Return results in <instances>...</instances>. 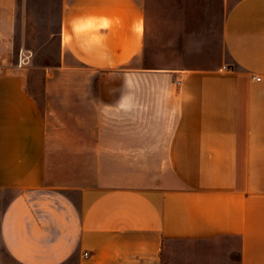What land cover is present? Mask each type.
I'll list each match as a JSON object with an SVG mask.
<instances>
[{
    "label": "crops",
    "instance_id": "crops-1",
    "mask_svg": "<svg viewBox=\"0 0 264 264\" xmlns=\"http://www.w3.org/2000/svg\"><path fill=\"white\" fill-rule=\"evenodd\" d=\"M224 2L227 62L170 72L135 167L124 127H82L81 85L121 75L123 109L161 80L149 0H0V264H264V0ZM80 16L118 23L85 53Z\"/></svg>",
    "mask_w": 264,
    "mask_h": 264
},
{
    "label": "rangeland",
    "instance_id": "rangeland-1",
    "mask_svg": "<svg viewBox=\"0 0 264 264\" xmlns=\"http://www.w3.org/2000/svg\"><path fill=\"white\" fill-rule=\"evenodd\" d=\"M226 8L224 0H149L146 56L151 69L147 72L161 76V80L140 85L141 90L133 80L125 93L129 103L122 109L121 75L93 74L88 83L81 85L82 127H124L123 132L119 128V132L109 131L108 135L114 134L118 140L125 141L126 147L118 152L123 151L136 167L138 139L143 136L141 127H158L161 111L162 115L165 111V99L172 87L174 91L179 86L169 76L170 72L213 69L227 62L222 45ZM150 135L153 140V133Z\"/></svg>",
    "mask_w": 264,
    "mask_h": 264
},
{
    "label": "clouds",
    "instance_id": "clouds-1",
    "mask_svg": "<svg viewBox=\"0 0 264 264\" xmlns=\"http://www.w3.org/2000/svg\"><path fill=\"white\" fill-rule=\"evenodd\" d=\"M114 23L108 17L80 16L70 21V31L64 33V39L67 43L77 41L81 50L85 53L94 48L102 47L104 44V33L109 30ZM135 30V25L133 26Z\"/></svg>",
    "mask_w": 264,
    "mask_h": 264
},
{
    "label": "built area",
    "instance_id": "built-area-1",
    "mask_svg": "<svg viewBox=\"0 0 264 264\" xmlns=\"http://www.w3.org/2000/svg\"><path fill=\"white\" fill-rule=\"evenodd\" d=\"M0 73H1V69H0ZM258 80H260V79L258 78ZM85 256H88V253H85Z\"/></svg>",
    "mask_w": 264,
    "mask_h": 264
}]
</instances>
